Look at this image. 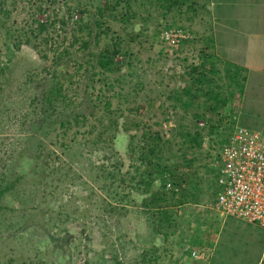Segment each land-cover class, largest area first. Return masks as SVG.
<instances>
[{"label":"rangeland","instance_id":"obj_1","mask_svg":"<svg viewBox=\"0 0 264 264\" xmlns=\"http://www.w3.org/2000/svg\"><path fill=\"white\" fill-rule=\"evenodd\" d=\"M111 1L0 0V189L11 190L1 200L0 264H167L170 248H179L173 238L178 221L161 228L143 204L146 196L133 190L138 165L130 137L159 132L169 139L167 163L191 174L192 193L205 198L218 177L211 164L235 123L264 134V109L244 104L234 122L230 103L213 116L216 129L209 134L206 119L194 118L207 99L187 111L178 101L192 67L210 54L197 23L205 0L192 1L197 13L189 3L168 13L157 0H140L129 24L110 17ZM97 21L108 32L98 39ZM39 22L48 25L43 34ZM168 26L189 29L193 40L170 50L160 36ZM116 43V62L124 67L103 73L97 56ZM216 68V87H223L216 90L224 97L226 65L216 61ZM57 81L67 104L46 109L43 96ZM197 130L205 136L203 147L184 145L179 134ZM184 155L192 160L189 169ZM224 245L219 252L246 248L242 241ZM219 255L213 264H222Z\"/></svg>","mask_w":264,"mask_h":264},{"label":"crops","instance_id":"obj_2","mask_svg":"<svg viewBox=\"0 0 264 264\" xmlns=\"http://www.w3.org/2000/svg\"><path fill=\"white\" fill-rule=\"evenodd\" d=\"M202 9L197 23L210 54L219 63L245 71L239 109L244 104L264 109V0H205ZM233 119L237 121L238 115ZM218 193L216 179L209 197L190 192L188 200L174 208L178 226L173 238L179 248H170L167 264H200L191 256L192 251L205 253V264H213L219 253L222 264H264V228L207 208ZM241 241L246 248L218 251L221 243L227 246Z\"/></svg>","mask_w":264,"mask_h":264},{"label":"trees","instance_id":"obj_3","mask_svg":"<svg viewBox=\"0 0 264 264\" xmlns=\"http://www.w3.org/2000/svg\"><path fill=\"white\" fill-rule=\"evenodd\" d=\"M140 0H112L108 5V11L110 17L114 21L122 22L123 24H129L136 18V12L133 10L135 3ZM193 0H157L160 8L166 10L168 13L174 10L181 11V9L187 5L188 10H193L197 13L192 5ZM122 9V12H119ZM103 9H99V15L103 16ZM43 12V10H41ZM97 31H102L103 23L101 21L96 22ZM87 27V26H86ZM90 28V27H89ZM37 29L40 34L47 31L48 25L39 22ZM82 31V28L79 29ZM108 32L104 30L97 34V39L101 35H107ZM10 34L7 35L9 37ZM30 38L26 40V44H30ZM24 43L21 41L17 43V48L20 49ZM88 42L83 43L84 50L88 49ZM36 48V46H34ZM68 51L64 52L63 56H66ZM121 54L119 44H114L112 48L106 47L101 49V52L97 56V67L103 73H117L123 69V65L116 62V58ZM44 59H46L44 57ZM216 61L219 62L215 56L211 54L202 55V61L197 66L192 67L189 72L191 78L190 84L185 86L181 90V94L178 97V101L182 104L184 111H187L197 99L205 98L207 101L202 105L203 113L195 114V120L206 119L209 128V134H213L216 126L213 125V116H219L222 109L226 108L230 103L232 108L230 110L232 115H236L239 110V99L243 95L244 82H245V71L242 68L226 65L225 78L227 84L228 93L226 96H222L221 92L223 87H216L217 80L215 76L219 75L220 72L216 68ZM83 66H80L82 69ZM225 80V79H224ZM236 89V90H234ZM186 99V100H185ZM63 102L67 104V96L64 92V85L62 82L57 81L54 86L44 94L43 106L46 109H52L55 107V103ZM106 110L109 113L110 103L106 104ZM79 117V116H78ZM78 117L75 121L79 123ZM83 119V118H82ZM214 119V120H213ZM225 119L219 120V124L223 123ZM84 123L86 119H83ZM69 123V122H68ZM65 126V125H63ZM112 127V126H111ZM136 129H141V124H136ZM107 129V128H106ZM106 131V130H104ZM179 137L184 142L183 144L189 145L192 149H201L204 144L203 131L196 132H182ZM172 142L165 139L159 132H142L140 139L137 136H131L129 141V153L132 160L138 165L135 167V176L131 178V185H134L133 190L140 195H145L144 206L150 212L151 218L154 221V217L157 222L160 223L161 228L164 223L168 224V228L174 227L175 219L174 208L182 206L184 201H187L192 192V175L188 172L181 171L176 164H168L167 162L172 161V158L165 157L166 148L171 151ZM184 168H188L192 165V160L187 161V155L183 156ZM183 170V169H182ZM130 175V174H127ZM136 182V184H134ZM173 183L181 188L179 195L166 191L167 183ZM123 183H126L123 180ZM158 185V188H156ZM132 188V187H131ZM11 191L8 189H0V212L3 207L1 205L2 197L5 193ZM131 196V195H130ZM129 196V198H130Z\"/></svg>","mask_w":264,"mask_h":264},{"label":"built area","instance_id":"obj_4","mask_svg":"<svg viewBox=\"0 0 264 264\" xmlns=\"http://www.w3.org/2000/svg\"><path fill=\"white\" fill-rule=\"evenodd\" d=\"M160 36L173 51L193 40L192 32L180 26L164 27ZM218 153L213 167L219 193L206 207L264 228V134L236 127ZM166 191L179 195L182 190L169 182ZM191 256L200 264L207 261L203 252L192 251Z\"/></svg>","mask_w":264,"mask_h":264}]
</instances>
